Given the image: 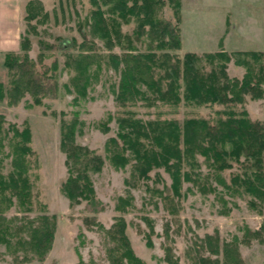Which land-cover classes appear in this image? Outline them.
Instances as JSON below:
<instances>
[{
  "label": "trees",
  "instance_id": "trees-1",
  "mask_svg": "<svg viewBox=\"0 0 264 264\" xmlns=\"http://www.w3.org/2000/svg\"><path fill=\"white\" fill-rule=\"evenodd\" d=\"M26 1L27 23L47 17L40 1ZM89 3L91 9L87 19L91 34L109 50L120 46L124 50L122 54H98L99 47L83 33L82 42L73 39L57 48L40 42L43 49L62 51L65 67L73 71L70 85L65 87H72L77 95L75 100L87 96L91 81L97 79L100 64L105 63L119 74L116 103L122 108L137 102H145L148 106L161 103L176 107L183 103L226 108L213 120L188 117L182 122L158 117L143 121L134 112L124 111L115 118L116 136L105 143L110 165L115 169L131 165V178L139 181L149 180L153 170L164 169L171 184L155 191L171 214L178 211L175 200L181 197L183 182L205 191V185L199 181L201 178L194 172L198 167L197 156L203 157L215 174L236 166L237 173L230 179L233 191L243 190L256 201L264 202V125L251 120L246 111L235 110L236 106L246 103L247 97L252 100L263 98L264 53L221 50L201 55L187 52L179 56L177 52L182 48L181 0H89ZM167 6L172 13L171 19L160 15ZM131 22L134 23L131 31L123 32L122 27ZM31 31L35 33L33 29ZM20 49L21 54L5 55L8 80L6 87L0 83V102L6 100L7 105L13 107L29 94L33 105L40 106L43 99L54 98L57 94L54 75L58 70L57 61L46 66L41 63L42 55H39L40 66L37 68L27 54L30 50L28 36L22 39ZM232 60L244 69L240 79L230 78L227 74V63ZM92 66L95 67L93 71ZM77 116L75 113L72 120L60 121L59 149L65 156L67 169L61 191L70 207L84 201L86 211L96 215L102 205L96 198L90 174L100 172L104 160L75 142L81 126ZM112 119L108 115L107 123L100 125L102 132H109L108 123ZM31 137L28 126L22 129L14 124L6 126L5 118L0 115V246L5 247L15 264L44 261L52 248L56 229V218L45 213L44 205L43 213L27 216L35 210L37 203L30 178L31 158L34 156ZM6 160L10 167L4 173ZM131 203V196L119 197L115 210L124 213ZM13 207L24 216L8 218L6 214ZM94 217L85 221L87 226L97 224ZM126 226L125 219L117 217L107 230L113 243L108 250L110 264H146L135 255ZM262 232L264 224L253 235L262 240ZM202 242L203 249L215 255L219 253L217 238L206 236ZM151 246L148 241L147 247ZM78 256L77 264H95L85 262L79 253ZM165 261L178 264L168 247L165 248ZM192 264H219V261L198 257ZM222 264L244 262L235 247H224Z\"/></svg>",
  "mask_w": 264,
  "mask_h": 264
},
{
  "label": "rangeland",
  "instance_id": "rangeland-1",
  "mask_svg": "<svg viewBox=\"0 0 264 264\" xmlns=\"http://www.w3.org/2000/svg\"><path fill=\"white\" fill-rule=\"evenodd\" d=\"M38 1L42 4L43 12L47 14L46 18L42 16L39 19L40 22L38 19L29 23L25 20L26 0H22L20 9H17V15L22 18L19 42L28 36L30 50L27 54L37 68L40 66L39 55H42L41 63L46 66L57 61L58 70L54 73L57 94L54 98L43 99L40 106L33 105L29 94L13 107L7 105L6 100L0 102V115L5 118L6 126L14 124L19 129L28 126L31 131L34 156L31 158L30 178L37 203L35 210L27 216L43 213L41 211L44 205L45 213L56 218L54 241L44 261L25 264H77L78 253L85 262L110 264L108 250L113 243L107 230L117 217L125 219L126 234L132 249L146 264H167V247L171 249L178 264H192L198 257L218 260L222 264L224 247H235L244 264H264V238L260 240L253 235L264 224V202L256 201L243 190L233 191L230 179L237 173L236 166L215 174L203 157H195L198 167L194 172L201 178L199 181L201 185H205V191L192 183L183 182L181 197L175 200L178 211L171 214L155 191H161L164 185L171 184L164 169L153 170L149 174V180L139 181L131 178V165L124 169H115L106 157L105 143L116 136L118 127L115 118L124 111L134 112L143 121L158 117L182 122L188 117L213 120L218 117V112L226 108L219 105L189 106L183 103L176 107L161 103L148 106L145 102L122 108L116 103L119 74L105 63L100 64L97 79L91 81L87 96L75 100L77 95L72 87H65L70 85L69 79L73 71L72 68L65 67L62 51L43 49L40 42L57 48L73 39L77 43L82 42L83 33L99 47L97 52L102 56L120 55L124 50L120 46L109 50L99 38L91 34L87 19L91 9L89 0ZM180 12L182 48L177 52L179 56L187 52L201 55L204 52L215 53L223 50V41L220 38L226 30L225 22L229 31L224 38L227 50L225 52L252 50L264 53L263 0H181ZM160 15L167 19L172 18L168 6ZM133 27L134 23L131 22L130 25H124L122 30L130 32ZM8 53L21 54L20 44L18 52ZM5 55L0 56V83L6 87L8 75L4 67ZM94 69L92 66V71ZM226 71L230 78L240 79L244 74V69L236 66L233 60L227 63ZM262 87L264 90V83ZM235 110L246 111L251 120H257L264 125V96L259 100L247 97L246 103L236 106ZM75 113L81 122L75 142L104 160L101 171L90 174L96 198L102 205V210L96 215L86 211L84 201L70 207L68 199L61 191L67 169L64 164L65 156L59 149V126L61 119L70 121ZM108 115L113 119L108 123L109 132L104 133L100 125L107 123ZM9 167V161L6 160L4 173ZM227 187L231 189L228 190ZM129 196L132 197L131 207H127L124 213L116 211L117 199ZM6 216L20 219L24 215L13 207ZM93 217L97 224L87 226L85 221ZM206 236L218 239L217 255L201 247L204 246L202 241ZM148 241L151 247H147ZM1 261L13 263L12 256L6 252L4 246H0Z\"/></svg>",
  "mask_w": 264,
  "mask_h": 264
},
{
  "label": "crops",
  "instance_id": "crops-1",
  "mask_svg": "<svg viewBox=\"0 0 264 264\" xmlns=\"http://www.w3.org/2000/svg\"><path fill=\"white\" fill-rule=\"evenodd\" d=\"M21 1L22 0H0V56L1 55L4 56L8 52H18L19 44H20L19 40L22 34V18L20 19L19 16L17 15V9H20ZM225 28L226 30L223 36L220 38V40L223 41L222 43L223 44L222 48H224L223 50L227 51L224 44V38L229 32L227 31L228 28L226 22H225ZM263 29H264V19H263ZM234 51L237 52L240 50H234ZM196 54L199 55V53ZM0 264H13V263L8 261H1Z\"/></svg>",
  "mask_w": 264,
  "mask_h": 264
}]
</instances>
